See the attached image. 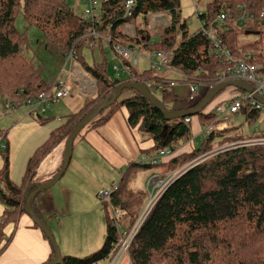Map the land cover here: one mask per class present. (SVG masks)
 I'll return each instance as SVG.
<instances>
[{"label": "trees", "instance_id": "1", "mask_svg": "<svg viewBox=\"0 0 264 264\" xmlns=\"http://www.w3.org/2000/svg\"><path fill=\"white\" fill-rule=\"evenodd\" d=\"M125 1L101 0L99 22H92L87 17L75 14L73 7L69 5L71 2L66 3L63 0H0V101L7 100L18 108L50 87L42 78L41 65H37L24 54L27 48L26 36L14 25L18 14L22 15L27 26H35L41 31L45 48L52 55L62 59L65 53L74 49L80 68L88 78L95 80L93 95L84 99L77 112L66 115L64 122L52 129L45 141L29 156L19 183L12 181L9 176L7 144L0 152L3 159L0 163V203L4 208L0 222V253L9 241L3 227L11 223L16 228L22 215L26 213V197L51 180L62 167L63 156L60 168L51 178L37 181L35 174L43 158L55 145L63 142L65 146L78 121L104 100L110 99L113 88L118 83L113 84L106 76L104 63L89 64L85 61L82 51L89 48L86 32L91 27L111 39L107 44L112 50L113 42H119L142 53L170 52V70L166 71L176 72L183 79L188 78L191 83L211 81L227 67L221 59L209 55L208 40L200 27L196 32L188 34L186 21L179 22V0H135L131 16H126ZM261 10H264V0H212L197 17L198 21L204 22L206 28L222 13H233L229 16L231 18L237 13L258 15ZM154 13H164L168 17L167 25L156 26L150 30L147 16ZM138 18L143 23L141 27L136 24ZM126 20L134 21V38L119 31V26ZM259 22L240 24L236 20L227 21L221 38L235 61L241 58L243 52L259 49L260 41L241 46L238 43L239 29H264V19ZM248 24L253 25L247 26ZM102 43L103 39L96 41L100 49ZM116 56L138 81L165 79L163 73L151 69L150 66L139 71L137 65L133 66L130 61L120 59L117 54ZM263 60L261 56L253 59L259 63ZM156 90L160 93L159 101L166 109L173 110L167 107L168 103L177 101L173 88L161 86ZM210 90L211 88L206 90L203 95ZM123 93L128 95L121 97ZM236 97L233 95L223 101ZM223 101L215 103L211 109H206V106L193 115L196 116L200 130L208 124L214 125L213 130L194 147L191 140L193 116H186L189 117V122H185V118L165 120L159 109L132 89H123L113 103L86 124L78 135L88 126L96 129L104 125L115 113L124 110L132 135L141 138L142 143L150 144L140 147V158H148L160 149L172 150L174 155L157 164L148 160L129 162L121 171L117 188L112 190L107 202L112 217L108 211L105 212L106 228L102 246L84 257L64 255L60 264H106L110 249L117 241L118 230L121 227L130 228L143 208V198L147 195V190L146 186L145 190L140 188L136 182L138 178L146 171H151L152 176H164L194 160L196 164L163 191L139 227L129 246L130 263L264 264V144H244L227 147L228 149L218 150L211 155L209 153L217 145L253 137L264 138V133L247 137L235 134L225 136L226 129L216 130L218 120L214 110ZM185 103L186 100L183 99L181 104ZM239 111L246 114L248 122L258 119L261 113L244 106ZM3 138H6L5 134ZM187 144L191 149L183 150L182 147ZM160 166L164 167L161 171H152ZM101 190L110 189H99L95 194L103 203L105 201L101 200L99 194ZM40 193L32 198L30 209L43 220L35 205L36 197ZM116 210L119 215L113 213ZM32 227L40 229L34 222ZM40 231L51 249L45 262L51 261L54 258L53 248L44 232L41 229Z\"/></svg>", "mask_w": 264, "mask_h": 264}, {"label": "rangeland", "instance_id": "2", "mask_svg": "<svg viewBox=\"0 0 264 264\" xmlns=\"http://www.w3.org/2000/svg\"><path fill=\"white\" fill-rule=\"evenodd\" d=\"M97 1L101 2V0ZM179 1V22L186 21L188 34H192L199 29V21L197 15L203 12L206 8L207 3L211 2L212 0ZM70 2L71 3L69 5L71 6V8L73 7V12L77 15L83 16V9L85 8V4L83 2L75 3L73 0H71ZM136 24L139 27L143 25V23H141V18L137 19ZM14 25L20 33H24L26 36L27 48L24 50L25 56L28 59H32L37 65H41V67L43 68L41 74L43 79L46 80V82L50 81L55 71L56 63L60 61L59 57L52 55V53H50L45 48V43L43 41L41 31L35 26H27L21 14H18L16 16ZM147 25L148 28H150L151 30L153 29L149 21L147 22ZM161 25L162 23L159 24V26ZM251 25L253 24H248L247 26ZM176 33L177 35L179 34L178 31ZM238 34V43L240 46L260 41L259 49L257 50V52L264 59V29H260L258 27L252 30H248L244 28L239 29ZM82 53L84 55L85 61L89 64H92L94 62L104 63L106 66V76L113 84L126 80L128 78L127 72H124L123 70L116 71L113 69V65H116L120 68L121 63L106 41H103L102 49L95 45L93 48H84ZM262 63L264 64V60ZM70 65V61H68V63L66 64V69H69ZM137 68L139 71H143L149 68V64L145 60L140 58L138 60ZM82 72L84 76H87L83 69ZM161 73L164 74L165 79L176 80L178 82L176 83L175 87H173L174 93L177 96V101L167 104V107L173 110H177L181 107V101H183L187 93L185 80L182 76L173 71L161 70ZM151 91L156 98L160 97V93L158 92V90L152 89ZM126 95H128V93H123L121 97H124ZM233 95L243 97V93L241 92V90L233 89L231 86H229L220 91L212 99V101L208 103L206 109L213 108V105L215 103L226 100ZM5 102H7V100L2 99L0 101V134L2 136L4 134L6 135V138H3L2 144L4 147L5 144H7L6 153L8 156L9 176L12 181H14L15 183H19L21 181L29 156L39 145H41L45 141L52 129L64 122V119H60V121H58L56 118H54L53 115L50 114V111L40 118H38V116H32L29 114V106L24 105L15 108L11 112H5L3 108V104ZM224 103L225 102L223 101L220 105H223ZM260 112L261 113L258 119L252 122L247 121L246 114H244L243 111H239L234 115L229 114L228 117L232 118V120L229 121L228 118L218 119L215 125V129L218 131L226 129L224 131L225 136H232L234 134L246 137L257 136L264 133V110H261ZM124 115L125 114L123 112H118L116 113L114 118H121L124 124H126ZM192 120L193 121L191 124L193 137L191 140L194 147V145H197L198 142L201 141L202 137L199 135L200 128L198 126L196 116H193ZM77 137L80 138L81 135H78ZM78 142L79 141L75 140L73 142L72 154L68 166L62 177L54 185L41 192L36 197L35 205L37 207V202H40L42 204L43 216L60 249L61 255L84 257L97 251L103 244L106 228L105 212L108 211L109 215L112 217V212L109 204L107 203V201L102 203L100 200H98V198H96L95 196L97 190L93 189L92 187L98 184V186H96L98 189L99 185H105L109 179L111 171L112 173H115V176L113 177L112 181L105 185L107 189H111L113 183L117 182V180L120 178V171L125 169L126 163L121 168H118V166L114 168L109 167L108 163L106 162L111 161V158L105 155L102 148L97 147L99 151V155L97 158H99V161L102 160V158L105 159H103L105 167L101 168L94 163L93 160L95 159L86 158L83 155L80 147H78ZM102 143L106 144L104 142ZM242 143H255L257 145H260L264 144V138L253 137L246 140L241 139L230 144L223 143L219 146H215V148L209 153L211 155L218 150L221 151L224 149H228L227 147L230 148V146L232 147L234 145L239 146ZM4 147L0 149V152L4 150ZM108 148L110 149L111 147L108 146ZM182 149L190 150L191 146L187 144L182 147ZM140 157L141 155L139 154V151L137 152L136 150V157L130 158L128 161L142 160V158ZM2 160V154L0 153V163L2 162ZM165 160H167V158H164L162 161ZM191 162L186 164L185 167L188 166ZM163 168V166H160L159 168H154L152 171L158 172ZM106 169L109 172H106ZM150 172L146 171L136 181L138 182V185L142 190H145L147 181L152 177ZM160 177L163 176H157L155 179ZM77 179L80 180V184L78 183L79 180ZM85 180L87 181L86 188L88 189V191L86 194L87 196L83 198L80 192L77 191L76 187H85ZM136 182L133 183V186H135ZM69 192L71 194H69ZM148 198V194L144 196L143 208L146 205ZM3 209V205L0 203V220L2 219L1 216ZM22 218H26L27 221L32 222L31 217L27 213L23 214ZM24 226L25 224L23 220H20L16 228H14L13 224L9 223L3 227V232L5 233L6 237L10 239V235L13 233V230H15L12 238V241H14L16 232L18 230H23ZM38 230L40 231V229ZM23 237V239L26 240L25 247L22 246L17 255L11 254L16 258H22L23 256L28 255L29 252H33V250L37 249L38 247V243L33 237L26 236L25 234ZM4 255H6V253L2 255L0 254V257H3ZM124 256L121 258L123 260L119 264H126L129 262V256ZM4 262H6V264H16V261L13 260V257L7 259L3 257V259L0 260V264Z\"/></svg>", "mask_w": 264, "mask_h": 264}, {"label": "built area", "instance_id": "3", "mask_svg": "<svg viewBox=\"0 0 264 264\" xmlns=\"http://www.w3.org/2000/svg\"><path fill=\"white\" fill-rule=\"evenodd\" d=\"M68 3L71 0H63ZM74 2H83L85 8L83 9V16L89 18L92 22H99V2L97 0H73ZM73 2V3H74ZM75 4V3H74ZM135 0H126L125 1V10L126 16H131V10ZM233 13H222L218 15L208 27L204 28V22L199 21V27L202 34L207 38L209 44V55L215 58L222 60L223 64L227 67L222 70L218 77L212 79L208 82L200 83H191V81L185 77V85L187 86V93L185 96L186 103L183 104L181 109H188L195 104H197L203 96V93L209 88H214L219 84H222L227 81H242L249 83L253 87V92L247 93L242 91L243 97H236L235 99L225 102L223 105H217L215 107L214 113L217 116V120L220 118H228L229 121L232 118H229V114H237L242 106L247 109H256L264 110V104L260 103L253 97V93H257L264 97V64L259 62H254L253 59L256 56H260L257 50H247L243 52L241 58L236 61L233 59L231 52L226 49L223 45L221 38V33L227 25L228 20H236L240 24H246L248 22L260 21L264 19V10H261L257 15L247 14V13H237L233 17H229ZM163 21H164V17ZM260 23V22H259ZM164 25H167V22H164ZM119 31L125 36L134 38L135 37V25L133 20H126L119 26ZM88 39V47L93 48L96 45V41L103 39V41L111 42V39L107 36H104L95 31L92 27L86 32ZM113 51L119 56L120 59H125L130 61L134 66L138 64V60L141 58L145 60L151 69L160 71L161 70H170L168 63L170 60V52L167 51H156L152 54L142 53L136 49L128 48L119 42H113L112 44ZM65 60V61H64ZM67 61V62H66ZM70 61V68L66 69V64ZM66 62V64H65ZM65 65V66H64ZM113 69L116 71L123 70L128 73V78L125 80L127 82H141L138 81L136 77H132L131 73L128 72L127 66L121 64L119 68L116 65H113ZM147 88L156 89L161 86L168 88L175 87L176 80L169 79H153V80H144ZM77 86L82 94L90 98L95 91V81L84 76L81 68L77 63V54L74 49H71L68 53H65L62 57V62L59 67L58 75L51 82L50 87L41 93L33 100H27L25 102L26 106H29V114L32 116H42L47 113L51 105L58 102L60 99L67 97L71 93V88ZM151 91V90H150ZM5 112H11L16 107L11 102H6L4 104ZM185 122H189V117H185ZM214 128L213 124H208L203 130L199 131V135L203 138ZM3 136L0 134V148H3L2 144ZM242 143L241 145H243ZM236 145L232 146L235 147ZM238 146V145H237ZM231 147V146H230ZM174 151L169 149H160L153 152V154L148 157H142L141 161L148 160L152 164H157L161 162L164 158L172 157ZM196 161L194 160L188 166H184L181 169H178L173 174L167 173L163 177L157 178V175H153L146 183V190L148 194V201L144 208L141 210L139 216L133 223V225L128 228H120L118 230V238L114 243L113 247L110 249V257L106 264H119L120 259L125 255L129 254L130 243L137 233L139 227L147 218L149 212L154 206L155 202L161 196L163 191L181 174H183L189 167L195 165ZM117 188V184H113L110 190H101L99 191L100 198L102 201H109L112 190ZM115 215H119V211L113 212ZM1 222V220H0ZM124 256V257H125Z\"/></svg>", "mask_w": 264, "mask_h": 264}, {"label": "crops", "instance_id": "4", "mask_svg": "<svg viewBox=\"0 0 264 264\" xmlns=\"http://www.w3.org/2000/svg\"><path fill=\"white\" fill-rule=\"evenodd\" d=\"M75 3H78V1H76ZM162 17H164V21ZM166 19L167 17L163 13H154V14H149L147 16V20L149 21L150 25L153 28H155L156 25L159 26L160 23L164 25ZM61 62L62 59H60V61L56 63V68L52 75V79L50 81H47L49 84L58 75ZM86 98L88 97L82 94L77 86H73L71 88L70 95L61 99L57 103L51 105V107L47 112L50 111V114L53 115L54 118H56L58 121H60V119H64L66 115L77 112L82 107L84 99ZM181 107H183V104H181ZM119 112H123L125 114L124 119L126 123V112L124 110H121ZM115 115L116 113L111 117V119L107 123H105L100 127H97L96 129H91L89 128V126L86 127V129H84L80 134L81 137L80 138L77 137L75 139V141H79L78 147H80L81 151L83 152V155L86 158L95 159L93 160L94 163L97 166H100L101 168L105 167L104 164L105 159L102 158V160L99 161V158H97L99 155V151L97 147L102 148L105 155L111 158V161L106 162L108 163L109 167L114 168L118 166V168H121L125 163L127 165L129 162H131L128 161L130 158L136 157V150L138 152L140 147H147L150 145L149 143H144V142L142 143L141 138L134 137L130 132L127 123L124 124L121 118L115 119L114 118ZM102 142L106 143L111 148L109 149L108 146L106 144H103ZM63 149H64L63 142L55 145L51 149V151L43 158V160L39 164L35 174V180L42 182L51 178L52 175L55 174L57 169L60 168L62 164ZM105 171L109 172L107 169ZM110 173L111 174L109 176V179L105 185H107L110 181H112L113 177L115 176V173H112L111 171ZM78 183L80 184V180L78 181ZM85 183H86L85 187H80V186L76 187L77 191L80 192L83 198L87 196L86 194L88 191V189L86 188L87 187L86 180ZM115 183L117 184V182ZM105 185L101 184L97 189L96 187L98 186L97 184L92 188L97 191L99 189H107ZM69 194L71 193L69 192ZM36 208L41 213V216L45 221V218L43 216V206L40 202H37ZM20 220H23L25 224L23 230H18L15 234L14 241H12L13 235L15 233V230H13V233L11 234L8 243L6 244L4 250L0 254L2 255L6 253V255L3 256L5 259L13 257V260L16 261V264H41L45 262L49 258L51 251L48 242L45 241L41 232L37 228L32 227L33 221L32 222L27 221L26 218H22V217ZM24 234L26 236L33 237L37 241L38 247L37 249L33 250V252H29L28 255H25L22 258H16L11 254L17 255V253L21 250V247L22 246L25 247L26 240L23 239ZM3 257H0V260L3 259ZM122 260L123 259H121L120 262H122ZM1 264H6V262ZM126 264H131L130 260Z\"/></svg>", "mask_w": 264, "mask_h": 264}, {"label": "water", "instance_id": "5", "mask_svg": "<svg viewBox=\"0 0 264 264\" xmlns=\"http://www.w3.org/2000/svg\"><path fill=\"white\" fill-rule=\"evenodd\" d=\"M234 87L238 88L242 91H245L247 93L253 92V87L249 83H245L242 81L234 80V81H227L222 84H219L218 86L212 88L210 91L207 92V94L194 106L190 107L188 109H182V110H170L166 109L165 106L159 101L158 98H156L147 88L146 84L144 82H127V81H120L116 86H114L112 91V97L110 99L104 100L97 108H95L92 111H89L87 114H85L75 125L72 132L68 136L64 151H63V164L58 173L48 182L41 185L37 190L32 192L30 195L26 197V204L24 206L25 212L31 217L32 221L37 224V226L44 232L47 239L49 240L53 251H54V258L51 261L44 262L43 264H60L63 260V256L60 253V249L53 237V234L50 231L49 226L47 223L39 218L34 212L31 211V200L34 196H36L38 193L43 192L44 190L48 189L52 185H54L63 175L65 172L71 154H72V146L75 138L78 136L80 130L88 124L90 121H92L106 106L110 105L114 102V100L119 96L121 91L123 89H132L138 92L142 97H144L146 100H148L153 106H155L157 109L160 110L165 120H171L175 118H184L186 116H193L198 114L199 112L204 109L209 102L212 101V99L222 90H224L227 87ZM253 97L259 101L260 103L264 104V97L261 95H258L257 93H253Z\"/></svg>", "mask_w": 264, "mask_h": 264}, {"label": "clouds", "instance_id": "6", "mask_svg": "<svg viewBox=\"0 0 264 264\" xmlns=\"http://www.w3.org/2000/svg\"><path fill=\"white\" fill-rule=\"evenodd\" d=\"M166 22H167V19H166ZM78 65H79V64H78ZM79 67H80V66H79ZM81 70H82V69H81ZM92 80H93V79H92ZM94 81H95V80H94ZM123 81H125V80H123ZM118 83H119V82H118ZM118 83H117V84H118ZM239 90H240V89H239ZM149 91H150V90H149ZM241 91H242V90H241ZM150 92H151V91H150ZM151 93H152V92H151ZM152 94H153V93H152ZM153 95H154V94H153ZM203 97H204V95L202 96V98H203ZM202 98H201V99H202ZM201 99H200V100H201ZM177 110H182V109H181V108H178ZM184 118H185V117H184Z\"/></svg>", "mask_w": 264, "mask_h": 264}]
</instances>
